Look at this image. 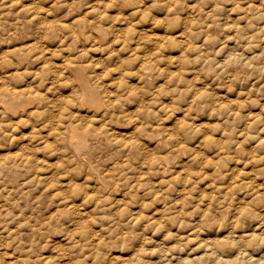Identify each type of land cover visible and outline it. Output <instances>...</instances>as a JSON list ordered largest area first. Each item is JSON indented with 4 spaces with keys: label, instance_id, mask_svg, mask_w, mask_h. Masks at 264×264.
<instances>
[{
    "label": "rangeland",
    "instance_id": "1",
    "mask_svg": "<svg viewBox=\"0 0 264 264\" xmlns=\"http://www.w3.org/2000/svg\"><path fill=\"white\" fill-rule=\"evenodd\" d=\"M0 264H264V0H0Z\"/></svg>",
    "mask_w": 264,
    "mask_h": 264
},
{
    "label": "bare ground",
    "instance_id": "2",
    "mask_svg": "<svg viewBox=\"0 0 264 264\" xmlns=\"http://www.w3.org/2000/svg\"><path fill=\"white\" fill-rule=\"evenodd\" d=\"M76 38H77V37H76ZM85 92H86V90H85ZM85 92H84V93H85ZM85 95H86V94H85ZM71 131H72V130H71Z\"/></svg>",
    "mask_w": 264,
    "mask_h": 264
}]
</instances>
